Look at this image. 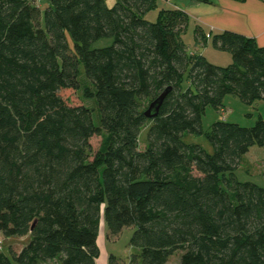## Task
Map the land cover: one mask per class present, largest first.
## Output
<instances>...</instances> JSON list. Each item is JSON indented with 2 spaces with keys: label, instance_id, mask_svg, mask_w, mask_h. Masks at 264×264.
Wrapping results in <instances>:
<instances>
[{
  "label": "trees",
  "instance_id": "obj_1",
  "mask_svg": "<svg viewBox=\"0 0 264 264\" xmlns=\"http://www.w3.org/2000/svg\"><path fill=\"white\" fill-rule=\"evenodd\" d=\"M157 9L158 0H0V232L29 237L11 258L0 250V264H97L103 219L113 236L136 227L131 245L144 264H169L178 251L180 264H264V188L235 175L242 156L264 147V120L215 122L212 153L184 141L203 134V115L223 110L227 96L264 100V47L197 28L203 46L213 35L232 56L214 65L188 52L185 11L145 19ZM101 39L112 44L93 48ZM80 64L100 125L63 96L79 90ZM168 88L159 115L147 118Z\"/></svg>",
  "mask_w": 264,
  "mask_h": 264
},
{
  "label": "rangeland",
  "instance_id": "obj_2",
  "mask_svg": "<svg viewBox=\"0 0 264 264\" xmlns=\"http://www.w3.org/2000/svg\"><path fill=\"white\" fill-rule=\"evenodd\" d=\"M214 0H211V2ZM109 7L114 6L116 0H106ZM199 0H158V9L151 11L146 15L145 19L155 22L158 19L159 11L163 8H179L185 11L189 16L188 26L183 35V41L187 46L188 52L192 54L195 51L196 29L201 28L207 32V27L202 20V15L205 14L207 9H213L214 6H209L199 3ZM210 7V8H209ZM70 46L73 47V42L69 37ZM197 46L203 44L197 41ZM112 44L111 39H101L93 45V48H105ZM196 53H199L195 51ZM206 52V51H205ZM207 60L217 66L226 68L233 64V59L230 53L218 51L213 47L207 48L205 55ZM78 91H64L63 96L72 104H84L90 111L94 123L100 125V114L98 105L93 96L87 97V92L93 91V86L85 75L84 66L80 64L78 70ZM188 83L185 81L183 88H187ZM225 108L217 111L208 108L203 115L202 135L186 134L184 141L188 144H195L203 147L207 152H213V146L207 139V133L210 132L212 125L218 121H228L230 123L238 124L241 127L250 128L258 122L264 120V100L257 101L252 105L244 103L236 96H227L225 98ZM150 105V104H149ZM147 104V109L149 107ZM147 125L140 134V149H145L147 145ZM107 133L102 131L100 135L94 136L90 140L91 148L89 150L91 158L99 151L102 146ZM236 179L239 182H252L264 188V147L253 146L247 154L242 156L238 168L235 170ZM136 231V227H125L118 235L113 236L109 233L106 222L100 224L98 235V247L100 251L97 264H108L109 258L114 256L118 264H144L141 257V249L131 245V240ZM29 237H11L6 238L0 232V250L5 254L12 257V253H18L22 247L28 243ZM184 252H176L169 260V264H180Z\"/></svg>",
  "mask_w": 264,
  "mask_h": 264
},
{
  "label": "crops",
  "instance_id": "obj_3",
  "mask_svg": "<svg viewBox=\"0 0 264 264\" xmlns=\"http://www.w3.org/2000/svg\"><path fill=\"white\" fill-rule=\"evenodd\" d=\"M196 4L214 6L213 9L209 7L210 9H207L202 15L208 33L217 34L231 31L255 39L259 46L264 47L263 0H214L212 2L210 0L209 3L199 2ZM212 36L210 34L207 36L208 43L205 46H197L198 40L195 39L196 47L194 49L199 53L194 51L192 54L205 57L207 48L213 47Z\"/></svg>",
  "mask_w": 264,
  "mask_h": 264
},
{
  "label": "water",
  "instance_id": "obj_4",
  "mask_svg": "<svg viewBox=\"0 0 264 264\" xmlns=\"http://www.w3.org/2000/svg\"><path fill=\"white\" fill-rule=\"evenodd\" d=\"M170 88H168L162 95H160L156 100H154L153 102H151V104L149 105L148 109L145 111L144 115L149 118V119H153L156 118L159 113L160 110L163 106V103L165 102L169 92H170Z\"/></svg>",
  "mask_w": 264,
  "mask_h": 264
}]
</instances>
